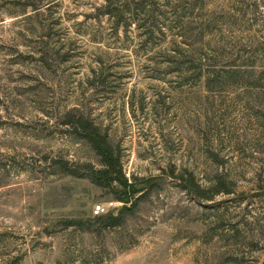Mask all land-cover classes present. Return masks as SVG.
Here are the masks:
<instances>
[{
	"label": "rangeland",
	"instance_id": "obj_1",
	"mask_svg": "<svg viewBox=\"0 0 264 264\" xmlns=\"http://www.w3.org/2000/svg\"><path fill=\"white\" fill-rule=\"evenodd\" d=\"M0 264H264V0H0Z\"/></svg>",
	"mask_w": 264,
	"mask_h": 264
},
{
	"label": "trees",
	"instance_id": "obj_2",
	"mask_svg": "<svg viewBox=\"0 0 264 264\" xmlns=\"http://www.w3.org/2000/svg\"><path fill=\"white\" fill-rule=\"evenodd\" d=\"M89 141H90V144H91L93 150L98 155H100L101 159L105 162V164L107 166H111V167L115 168V166L118 165L117 160L113 154V151H112V149L108 143H106L105 141L103 142V141L97 140V139H95L94 136H90ZM99 171L100 172H106V170H99ZM99 171H97V172H99ZM195 191H197V193H199L198 192L199 191L198 186H197V188L195 186ZM197 195H199V194H197Z\"/></svg>",
	"mask_w": 264,
	"mask_h": 264
},
{
	"label": "built area",
	"instance_id": "obj_3",
	"mask_svg": "<svg viewBox=\"0 0 264 264\" xmlns=\"http://www.w3.org/2000/svg\"><path fill=\"white\" fill-rule=\"evenodd\" d=\"M113 203L112 202H106L105 204L104 203H98V204H95L93 206V213L95 215H98V214H103V213H107L108 211H110V206L112 205Z\"/></svg>",
	"mask_w": 264,
	"mask_h": 264
}]
</instances>
